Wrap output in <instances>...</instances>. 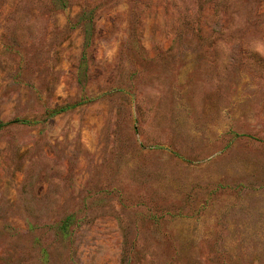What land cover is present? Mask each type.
I'll return each instance as SVG.
<instances>
[{
    "label": "rangeland",
    "instance_id": "374dc122",
    "mask_svg": "<svg viewBox=\"0 0 264 264\" xmlns=\"http://www.w3.org/2000/svg\"><path fill=\"white\" fill-rule=\"evenodd\" d=\"M63 1L0 0V264H264V0Z\"/></svg>",
    "mask_w": 264,
    "mask_h": 264
},
{
    "label": "trees",
    "instance_id": "16d2710c",
    "mask_svg": "<svg viewBox=\"0 0 264 264\" xmlns=\"http://www.w3.org/2000/svg\"><path fill=\"white\" fill-rule=\"evenodd\" d=\"M52 2H54V4H58V5H62V7H64V1L63 0H52ZM94 18V11L93 10H89V11H83L76 19L75 21V27H79L81 28L83 34H84V50L86 51L90 45H91V40H92V34H91V27H92V21ZM83 59H86V55L83 54ZM85 64V62H84ZM74 105H65V106H61L58 107L54 110H52V112H49L50 115H55V114H59L62 112H66L68 110H70L71 108H73ZM30 124L31 121L30 120H26V119H17V120H13L11 122L5 123V124H0V130H2L3 128L12 125V124ZM73 216H68L63 223L60 225L59 230L61 232H66L70 222L73 220Z\"/></svg>",
    "mask_w": 264,
    "mask_h": 264
}]
</instances>
